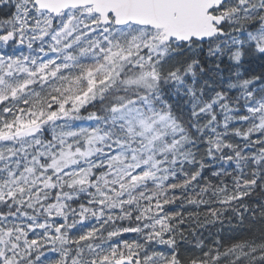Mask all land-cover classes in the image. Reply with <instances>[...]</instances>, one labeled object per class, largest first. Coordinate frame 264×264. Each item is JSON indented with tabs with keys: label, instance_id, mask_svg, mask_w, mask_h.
Here are the masks:
<instances>
[{
	"label": "snow or ice",
	"instance_id": "6c2138e0",
	"mask_svg": "<svg viewBox=\"0 0 264 264\" xmlns=\"http://www.w3.org/2000/svg\"><path fill=\"white\" fill-rule=\"evenodd\" d=\"M0 264H264V0H0Z\"/></svg>",
	"mask_w": 264,
	"mask_h": 264
}]
</instances>
